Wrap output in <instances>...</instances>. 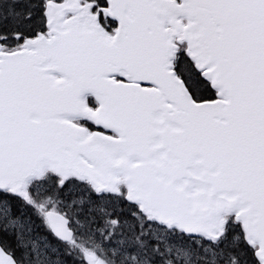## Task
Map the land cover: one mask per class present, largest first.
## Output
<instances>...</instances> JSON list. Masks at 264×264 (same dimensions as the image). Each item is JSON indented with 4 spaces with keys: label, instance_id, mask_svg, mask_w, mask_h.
Listing matches in <instances>:
<instances>
[{
    "label": "snow or ice",
    "instance_id": "snow-or-ice-1",
    "mask_svg": "<svg viewBox=\"0 0 264 264\" xmlns=\"http://www.w3.org/2000/svg\"><path fill=\"white\" fill-rule=\"evenodd\" d=\"M0 264H264V0H0Z\"/></svg>",
    "mask_w": 264,
    "mask_h": 264
}]
</instances>
